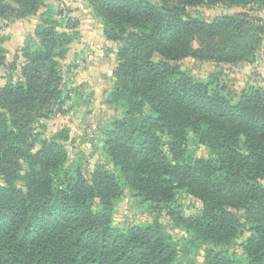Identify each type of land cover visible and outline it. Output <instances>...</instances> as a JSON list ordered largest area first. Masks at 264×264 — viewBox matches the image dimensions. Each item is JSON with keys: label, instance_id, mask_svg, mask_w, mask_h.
Masks as SVG:
<instances>
[{"label": "trees", "instance_id": "obj_1", "mask_svg": "<svg viewBox=\"0 0 264 264\" xmlns=\"http://www.w3.org/2000/svg\"><path fill=\"white\" fill-rule=\"evenodd\" d=\"M87 1L105 39L119 44L107 101L123 108L103 130L117 173L98 164L91 179L69 163L67 129L34 150L40 121L68 98L60 69L79 19L68 17L59 31L52 3L0 0V19L39 13L20 78L0 87V264H184L180 256L197 242L212 244L204 264H264V88L233 102L177 64L188 57L254 63L260 16L226 13L207 22L187 8L261 10L264 0ZM6 52L0 40V66ZM201 145L214 158L196 157ZM124 188L164 211L186 241L172 239L157 218L115 226L114 200ZM179 191L201 201L200 215H183ZM243 228L240 254L231 246Z\"/></svg>", "mask_w": 264, "mask_h": 264}, {"label": "rangeland", "instance_id": "obj_2", "mask_svg": "<svg viewBox=\"0 0 264 264\" xmlns=\"http://www.w3.org/2000/svg\"><path fill=\"white\" fill-rule=\"evenodd\" d=\"M45 1L55 7L57 13L55 17L62 23L58 28L59 31H65L63 24L68 17L78 18L80 24L78 31H68L73 39L60 69L68 98L60 112L57 111L49 118L40 121L36 129L37 135L34 137L37 140L34 150L39 149V140L50 139L60 130L67 129L68 137L63 144L72 166H79L87 179H91L98 164L106 166L116 174L111 158L104 150L103 130L113 119L123 115V108L120 105L109 104L107 101L113 83L112 73L118 64L119 44L105 39L102 30L103 21L93 13L87 0ZM149 1L158 3V0ZM224 10L226 13L249 11L264 20V8L245 10L241 7H225L219 4H201L187 8L189 14L207 22L226 14ZM38 16L39 13L24 19L13 17L0 19V40L7 51L5 64L0 66V87L7 84L10 77L13 82L20 78V68L24 62L21 51L27 46V39L34 34L35 27L39 23ZM31 46L32 48L37 46V39H34ZM256 56V61L251 64L241 62L232 65L199 61L190 57L180 60L177 64L193 79L211 82L212 88H217L221 94L235 102L243 93L252 92L259 87L264 88V34ZM154 58L157 60V55ZM193 153L196 157L214 158V155L202 145ZM261 183L264 185V179ZM95 202L97 203V200ZM178 203L185 216H198L202 212L201 201L184 191H179ZM154 218L163 223L166 232L180 245L188 238V235L177 228L164 211L161 212L152 204H142L125 188L114 200L113 223L119 228L141 225ZM247 235V229L243 228L234 240L231 250L234 249L242 254L240 244ZM208 247H212V244L197 242L194 246H189L188 254L181 255L180 260L184 264H204L205 249Z\"/></svg>", "mask_w": 264, "mask_h": 264}, {"label": "water", "instance_id": "obj_3", "mask_svg": "<svg viewBox=\"0 0 264 264\" xmlns=\"http://www.w3.org/2000/svg\"><path fill=\"white\" fill-rule=\"evenodd\" d=\"M224 13H226V10H224Z\"/></svg>", "mask_w": 264, "mask_h": 264}]
</instances>
